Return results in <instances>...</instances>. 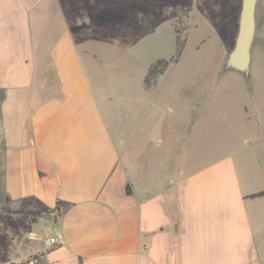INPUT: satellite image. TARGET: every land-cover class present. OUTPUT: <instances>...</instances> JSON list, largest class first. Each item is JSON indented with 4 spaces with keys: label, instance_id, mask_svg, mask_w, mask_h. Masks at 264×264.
Masks as SVG:
<instances>
[{
    "label": "crops",
    "instance_id": "0c3cea01",
    "mask_svg": "<svg viewBox=\"0 0 264 264\" xmlns=\"http://www.w3.org/2000/svg\"><path fill=\"white\" fill-rule=\"evenodd\" d=\"M69 17L0 0V264H264L262 124L245 107L258 131L193 168V123L177 157L176 127L162 141L144 104L111 100V49Z\"/></svg>",
    "mask_w": 264,
    "mask_h": 264
},
{
    "label": "rangeland",
    "instance_id": "374dc122",
    "mask_svg": "<svg viewBox=\"0 0 264 264\" xmlns=\"http://www.w3.org/2000/svg\"><path fill=\"white\" fill-rule=\"evenodd\" d=\"M58 1L68 19L71 14L76 21L72 29L76 35L111 49L113 59L100 77L111 100L144 104L146 117L163 122L162 141L168 128L176 127L177 157L185 151V136L193 123L189 152L193 168L212 159L219 140L229 151L238 143L237 135L258 131L255 123L245 121V107L264 131V114L258 107L264 105V0L256 8L258 29L249 76L224 68L237 32L240 0ZM137 15L150 30L138 24ZM182 25L186 28L180 57L146 88L143 78L148 67L174 55V26ZM137 142H132L133 148Z\"/></svg>",
    "mask_w": 264,
    "mask_h": 264
},
{
    "label": "water",
    "instance_id": "95a60500",
    "mask_svg": "<svg viewBox=\"0 0 264 264\" xmlns=\"http://www.w3.org/2000/svg\"><path fill=\"white\" fill-rule=\"evenodd\" d=\"M259 0H240L234 44L224 60V68L249 76L252 45L256 31V8Z\"/></svg>",
    "mask_w": 264,
    "mask_h": 264
},
{
    "label": "trees",
    "instance_id": "16d2710c",
    "mask_svg": "<svg viewBox=\"0 0 264 264\" xmlns=\"http://www.w3.org/2000/svg\"><path fill=\"white\" fill-rule=\"evenodd\" d=\"M161 10L163 13L165 9L161 8ZM182 14H184L187 17L186 12H183ZM149 16H151V14ZM136 20L138 24L142 26L144 29L150 30V27L148 26L147 23H145V21L143 20L141 16L137 15ZM185 28H186L185 25H182L181 27L174 26L175 53L170 58H160V59H157L154 63L150 64L143 78V83L146 88H149L156 82V78L161 73H163V71L169 65L170 62H175L180 57L182 53V49L184 47V43H185V36H182L181 34ZM261 194H264V190L251 194V196L261 195ZM72 204L73 203L69 201L57 199L55 202L54 210L59 214H63L72 206ZM33 258L34 256H29L28 260H31Z\"/></svg>",
    "mask_w": 264,
    "mask_h": 264
},
{
    "label": "built area",
    "instance_id": "2783aa9c",
    "mask_svg": "<svg viewBox=\"0 0 264 264\" xmlns=\"http://www.w3.org/2000/svg\"><path fill=\"white\" fill-rule=\"evenodd\" d=\"M61 242H62V236L57 231H54L51 237L44 239V244L47 247H54L60 244Z\"/></svg>",
    "mask_w": 264,
    "mask_h": 264
}]
</instances>
